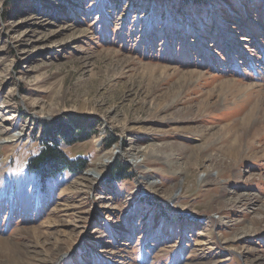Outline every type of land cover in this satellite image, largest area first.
Returning <instances> with one entry per match:
<instances>
[{
    "label": "rangeland",
    "instance_id": "rangeland-1",
    "mask_svg": "<svg viewBox=\"0 0 264 264\" xmlns=\"http://www.w3.org/2000/svg\"><path fill=\"white\" fill-rule=\"evenodd\" d=\"M0 126V264H264V0H0Z\"/></svg>",
    "mask_w": 264,
    "mask_h": 264
},
{
    "label": "trees",
    "instance_id": "trees-1",
    "mask_svg": "<svg viewBox=\"0 0 264 264\" xmlns=\"http://www.w3.org/2000/svg\"><path fill=\"white\" fill-rule=\"evenodd\" d=\"M192 2H198V0H190ZM77 123V122H75ZM61 127V128H60ZM78 131H74L73 126L72 129H67L61 123H52V124H45L43 137L44 140L43 144H41L39 151L33 156V165L35 168H50L51 172H57L60 170L65 171H74L75 169L84 168L85 167V160L79 157H70L64 152L58 150V146L56 145L58 142L55 138V131H58V135L63 136V140L68 141H76L83 139V137H89L90 130H88L87 126L81 125L78 128ZM50 137V138H48ZM59 144V143H58ZM53 147V149L51 148ZM31 164V163H30ZM113 171L115 173V177L122 178L123 173V166H119L117 164L113 165ZM33 167V166H32Z\"/></svg>",
    "mask_w": 264,
    "mask_h": 264
},
{
    "label": "bare ground",
    "instance_id": "bare-ground-1",
    "mask_svg": "<svg viewBox=\"0 0 264 264\" xmlns=\"http://www.w3.org/2000/svg\"><path fill=\"white\" fill-rule=\"evenodd\" d=\"M18 136H19V133H17V132H13V133L8 135L6 127L0 126V141L8 140V139L12 140V139L17 138ZM129 144H130V148L134 150L133 155H132V157H133L132 159L137 161L138 158H136V157H138L140 154H142V155H147V154L152 155L154 152L157 151V148L159 147V145L161 143L159 144V143H153L152 142V143H147L145 146H140V147L137 146V145H134L132 142H129ZM161 150H163V149H161ZM165 153H169V152L165 150L164 151V156H166ZM90 173H93L92 170H91Z\"/></svg>",
    "mask_w": 264,
    "mask_h": 264
}]
</instances>
